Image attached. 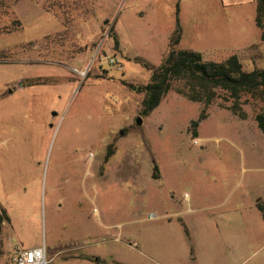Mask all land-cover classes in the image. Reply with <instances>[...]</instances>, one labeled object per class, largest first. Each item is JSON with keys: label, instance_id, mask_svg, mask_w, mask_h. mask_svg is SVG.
I'll use <instances>...</instances> for the list:
<instances>
[{"label": "rangeland", "instance_id": "374dc122", "mask_svg": "<svg viewBox=\"0 0 264 264\" xmlns=\"http://www.w3.org/2000/svg\"><path fill=\"white\" fill-rule=\"evenodd\" d=\"M45 1L0 5V264L15 246L44 247L47 264H211L178 224L158 229L157 216L187 201L190 181L204 192L226 178L232 194H264L257 106L240 104V119L221 92L205 107L169 91L143 117L135 87L161 64L177 25L181 50L264 68L255 0H75L95 16L66 30ZM203 110L195 139L190 124ZM253 239L242 264H264V231Z\"/></svg>", "mask_w": 264, "mask_h": 264}, {"label": "trees", "instance_id": "16d2710c", "mask_svg": "<svg viewBox=\"0 0 264 264\" xmlns=\"http://www.w3.org/2000/svg\"><path fill=\"white\" fill-rule=\"evenodd\" d=\"M2 1L0 0V5ZM18 1L14 0V2ZM255 2V25L260 31V40L264 42V0H255ZM41 7L46 13H52L60 21L64 30L71 23L80 24L95 16L91 9L85 8L83 4L75 0H46ZM14 24L16 30L21 28L19 21H15ZM110 33L114 47L117 49L119 43L112 28ZM180 41L181 30L177 25L170 38L169 50L161 64L150 69L151 75L147 84L135 87L136 92L143 94L140 115L149 116L169 91H174L186 100L203 104L205 107L209 106L221 92L224 100L231 102L227 107L228 110L240 119H245V113L241 111L240 104L251 99L255 107L257 106L254 120L257 127L264 133V68L246 71L236 55L222 62L205 60L199 52L179 49ZM5 56V52L1 51L0 58L4 59ZM243 98L245 99L241 103ZM205 118L203 110L199 119L191 122L190 129L194 138H196V128L200 120ZM114 149V144L107 146L106 160L113 155ZM259 210L264 220V206H259ZM4 222H8V217L5 210H1L0 234Z\"/></svg>", "mask_w": 264, "mask_h": 264}, {"label": "crops", "instance_id": "0c3cea01", "mask_svg": "<svg viewBox=\"0 0 264 264\" xmlns=\"http://www.w3.org/2000/svg\"><path fill=\"white\" fill-rule=\"evenodd\" d=\"M230 184L226 178L217 179V183L208 181L203 192L196 182L190 181L187 201L160 210L158 229H167L172 221L178 224V230L182 229L192 242L197 260L208 259L211 264L244 263L248 258L241 251L247 241L254 240L256 232L264 231L259 210V206H264V194L254 189L248 197L245 192L232 194L228 192L232 189L228 188Z\"/></svg>", "mask_w": 264, "mask_h": 264}, {"label": "built area", "instance_id": "2783aa9c", "mask_svg": "<svg viewBox=\"0 0 264 264\" xmlns=\"http://www.w3.org/2000/svg\"><path fill=\"white\" fill-rule=\"evenodd\" d=\"M109 64H115V62L110 59ZM118 70L121 67L118 66ZM46 253L44 247L24 249L20 246H15L11 254V264H47Z\"/></svg>", "mask_w": 264, "mask_h": 264}, {"label": "water", "instance_id": "95a60500", "mask_svg": "<svg viewBox=\"0 0 264 264\" xmlns=\"http://www.w3.org/2000/svg\"><path fill=\"white\" fill-rule=\"evenodd\" d=\"M140 122H141V121H140V118H138V119H137V123L140 124Z\"/></svg>", "mask_w": 264, "mask_h": 264}, {"label": "flooded vegetation", "instance_id": "af4514ba", "mask_svg": "<svg viewBox=\"0 0 264 264\" xmlns=\"http://www.w3.org/2000/svg\"><path fill=\"white\" fill-rule=\"evenodd\" d=\"M104 161H107V160L105 159V157H104Z\"/></svg>", "mask_w": 264, "mask_h": 264}]
</instances>
